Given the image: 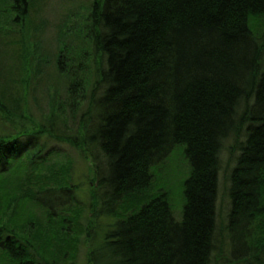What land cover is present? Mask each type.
Segmentation results:
<instances>
[{"label":"trees","instance_id":"obj_1","mask_svg":"<svg viewBox=\"0 0 264 264\" xmlns=\"http://www.w3.org/2000/svg\"><path fill=\"white\" fill-rule=\"evenodd\" d=\"M90 3L82 44L64 40L57 53L64 93L51 111L18 116L25 94H0V264L45 263L30 251L31 224L54 233L74 222L56 243L76 258L68 248L84 230L71 165H46L54 152L41 144L69 102L79 129L57 139L98 161L96 214L109 221L86 230L87 264H264V0ZM11 6L18 21L29 0ZM233 137L224 219L221 155ZM178 145L190 170L176 218L155 171Z\"/></svg>","mask_w":264,"mask_h":264},{"label":"rangeland","instance_id":"obj_2","mask_svg":"<svg viewBox=\"0 0 264 264\" xmlns=\"http://www.w3.org/2000/svg\"><path fill=\"white\" fill-rule=\"evenodd\" d=\"M90 2L91 0H29L27 13L15 21L19 14L11 9L12 0H0V94L8 97L12 93L14 97L20 98L23 97L22 93L25 94L26 101L20 104L21 109L16 112L18 116L22 108L26 107L30 115L37 116L39 119L43 114L51 111L53 96L56 97V102L61 100L64 93L63 84L54 72L57 53L64 40L73 46L82 44L80 26L86 22ZM74 104L76 105V101ZM56 116L60 122L57 130L53 135L46 134L41 137L43 148H51L54 152L45 164L48 165L54 161L57 166L67 163L71 165V181L75 186V192L81 205L79 207L82 211L77 227H81L79 230L82 232L83 229L84 234H80L81 238L79 237L78 241L74 240L73 247L66 249L70 251L69 254L76 249V258L72 263L70 257L64 260V256L59 254L61 250L56 240L64 241L68 236L72 238V232L71 235L66 232L69 231V224L74 226V222L62 225L61 230L56 228L54 233L50 231L48 224H31L29 228L27 227V235L33 241L30 251L35 254L37 260L45 262L44 264H52V262L59 264L61 259H63L61 264H87L86 230L91 226L90 223L95 226L93 231L92 228L89 230L92 232L102 229L109 223L106 217H99L96 214L98 190H100L96 173L98 161L85 155L80 147L69 141L57 139L58 135H65L68 138L79 129L78 120L81 117V110L74 112L69 102L65 110L61 108L56 110ZM4 128H6L5 122L0 119V132L4 131ZM76 134L77 132L73 136ZM236 140L237 138L235 142ZM234 148L233 137L226 143L221 155L222 192L219 197V208L224 219L229 210L227 172L235 165L238 156ZM169 159L171 161H166L161 170L155 171V176L161 181L159 187L170 192L173 213L178 218L177 213L183 209V206L179 207V205L184 197V182L190 170L187 172L185 161L188 160L185 146H176ZM41 173L49 175L50 169H43ZM94 203L95 206H93ZM42 217L39 216V220L44 221ZM16 232L24 238L22 231L16 230Z\"/></svg>","mask_w":264,"mask_h":264}]
</instances>
